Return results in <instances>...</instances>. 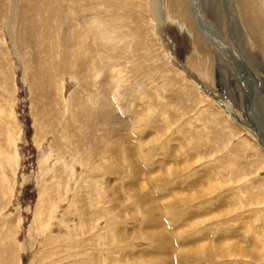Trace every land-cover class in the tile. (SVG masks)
Returning a JSON list of instances; mask_svg holds the SVG:
<instances>
[{"label":"rangeland","instance_id":"rangeland-1","mask_svg":"<svg viewBox=\"0 0 264 264\" xmlns=\"http://www.w3.org/2000/svg\"><path fill=\"white\" fill-rule=\"evenodd\" d=\"M150 1L0 0V134L6 145L0 149V264H55L59 255L62 264L84 260L86 264L262 263L241 256L239 250L264 245V120L259 123L255 117L257 112L264 115V99L260 109L250 106L261 95L262 51L244 30L235 0H229L230 6L228 0H220V21L214 25L215 40L228 44L229 52L216 50L199 32L205 49L195 42V46L189 44L173 23L166 22L168 42L179 63L209 72L206 76L190 68L211 97L196 86L190 72L183 73L166 57L158 28L152 23ZM157 1L164 4L161 12L168 13L166 0ZM203 11L211 23L217 20L212 11ZM93 18L100 26L91 24ZM259 18V24L264 25V14ZM103 25L107 32L100 34ZM129 26L136 27V33L121 39V33L129 34ZM110 31L114 35H109ZM126 42L134 44L136 51ZM232 53L243 55L247 62L243 65L254 80L248 88L257 91L256 98L252 93L247 100L243 82L247 85L248 81L242 82L246 75L240 65L228 63ZM250 54L260 61L258 71ZM62 58L88 61L84 80L63 74ZM149 78L153 84L140 92L131 87L134 81L142 80L144 85ZM117 81L131 89L116 96ZM84 82L94 93L90 112L101 110L106 122L79 119L83 122L79 123L74 119L79 101L66 99L79 95L83 104L88 103L79 91ZM98 93L108 100L104 106ZM218 99L229 105L232 115ZM69 125L75 128L74 136H83L74 147L63 137ZM7 130L11 141L5 140ZM35 131L40 140H54L39 143ZM53 141L59 142L58 148ZM50 149L63 156L64 162H56ZM66 156L75 162H67ZM127 161L130 164L126 165ZM43 167L50 170L48 174ZM70 170L77 174L69 176ZM86 170L90 172L86 174ZM237 176L239 181L233 179ZM57 181L64 184L57 188L65 192L59 193L60 204L48 186ZM70 186L72 190L66 191ZM54 205L59 206L53 213ZM139 210L148 215L142 216ZM93 218H98L99 230L94 227L85 237L101 234L103 253L88 245L87 254L81 257L74 256L81 252L74 249L68 254L67 245L74 244L69 242V230L81 231L84 221L89 230ZM159 221L161 228L156 227ZM148 234L162 235L163 242L145 241ZM54 235L64 238L63 246L68 247L64 253L49 247L48 239ZM82 237L75 241L80 244ZM94 238L93 244H97ZM113 239L119 243L109 245ZM209 246L215 247L214 252ZM8 248L14 250L9 260Z\"/></svg>","mask_w":264,"mask_h":264},{"label":"bare ground","instance_id":"bare-ground-1","mask_svg":"<svg viewBox=\"0 0 264 264\" xmlns=\"http://www.w3.org/2000/svg\"><path fill=\"white\" fill-rule=\"evenodd\" d=\"M160 1V0H159ZM162 1V0H161ZM207 1V0H206ZM235 1H237V3H238V5H240V7H239V10H240V16H241V24L243 25V28H244V30L245 31H247V33H248V35L250 36V40H254V42H256V44L258 45V47H259V49L262 51V56H263V59H264V25H260L259 24V16L261 15V14H264V0H235ZM257 1V3H255ZM202 2H203V4H202ZM209 3H208V5L206 4L205 5V3H204V1H202V0H166V9H167V12L168 13H164V12H161L162 11V9H163V6H164V4H161V3H159L157 0H151L150 1V15H151V17L153 18L152 20H153V22L152 23H154V26H156V28H158V30H157V33H158V35H159V40H162V42H163V44H164V46H165V53H166V57L167 58H169V59H171V60H173V62L175 63V65L183 72V73H188V72H190V68L192 67L193 68V70L196 72V71H200V72H203V73H205V75L206 76H208L209 74V72L208 71H205V70H203L202 69V67H197V66H195V65H191V67L190 68H188V67H184L183 65H181L180 63H179V58L176 56V54H175V52H174V50H173V48H172V43H169L168 42V35L166 34L167 33V31H166V29H165V27H164V25H166L167 23L166 22H171V24L173 23L177 28H178V32L179 33H181V35H183L184 36V38H186V40H187V42L189 43V44H193V42H195L196 43V46H198V48H200L201 47V49H205V45H204V47H203V44H202V42L200 41V40H202V38L200 37V35L202 34V36L204 37V39H206V40H208L215 48H216V50H217V48L218 49H222V53H225V51L226 52H229V50H227L228 48L226 47V46H224L222 43H220V41H217V40H215V37H218V36H216V29H215V27H214V25L215 24H217V22H219L220 20H219V18H220V13H221V11H219V2H220V0H209L208 1ZM232 2V1H231ZM227 3V2H226ZM228 4H229V6H230V1L228 0ZM163 5V6H162ZM234 5V4H233ZM241 5H243V6H241ZM235 7V6H234ZM203 9L205 10H209V11H212V13H214L215 14V16H216V21L215 22H213V23H211L207 18H206V15H205V11H203ZM148 11V10H147ZM237 11V10H236ZM233 14V13H232ZM231 14V15H232ZM165 15H166V17H165ZM227 15V14H226ZM226 17V16H225ZM237 17V16H236ZM235 18V17H234ZM238 18V17H237ZM258 18V19H257ZM232 20V19H231ZM224 21V20H223ZM166 23V24H165ZM91 24H96V25H99L100 26V22L96 19V18H93L92 20H91ZM172 24V25H173ZM232 24H233V21H232ZM99 26H98V29H99ZM168 28V27H167ZM246 28H247V30H246ZM97 29V30H98ZM127 29H129V34H127V33H121L122 34V38L121 39H123V38H126L127 39V37H129V36H133L131 33H136V30H137V28L135 27V28H131V26H129V27H127ZM98 32L100 33V34H104V33H106L107 32V29L104 27V25L102 26V28H100L99 30H98ZM169 32V31H168ZM197 32H199V33H201L200 35L197 33ZM234 32H235V34L237 35V34H239V36H240V38L241 39H239L238 41H242L243 39H242V37H241V34H240V32L238 31V29H235L234 30ZM109 35H114V32H112V31H110V33H109ZM109 37V36H108ZM114 37V36H113ZM121 37V36H120ZM112 38V37H111ZM140 38V37H139ZM222 39V38H221ZM104 40L105 41H107L108 40V38H104ZM244 41H242V43H243ZM224 43V44H225ZM126 44H127V47H130L131 46V48L133 49V51L135 50V48H134V44H132V45H130V44H128L127 42H126ZM194 45V44H193ZM195 46V45H194ZM66 47V45H64V48ZM69 47V46H68ZM227 48V49H226ZM69 49V48H68ZM67 49V50H68ZM137 49V48H136ZM188 49V48H187ZM189 49H190V47H189ZM193 49V48H192ZM198 50V49H197ZM200 50V49H199ZM88 51V50H87ZM136 51V50H135ZM194 51V50H193ZM203 51H205V50H203ZM200 52H201V50H200ZM218 52V51H217ZM233 52V51H232ZM235 52V51H234ZM230 54V53H229ZM220 55H222L221 53H220ZM223 55H225V54H223ZM187 56V55H186ZM230 56H232V60L230 61V60H228V63L229 62H233V63H231L232 65H235V66H238V65H240V67H239V70H241V72L243 73V74H245L246 76L245 77H243V79H242V82L243 81H248L247 82V85L243 82V92L246 94V98H247V100H248V95H250V96H252L251 94L253 93V97H255V94L256 95H258L257 94V91H255L253 88V91H251V89H249L248 88V86H250L248 83L250 82V84H251V80H253V77H252V74H251V72H250V70H248V68L247 67H245L243 64H244V62H243V55L242 56H240V55H238V56H236V54H234V53H232L231 55H229V58H230ZM250 56V60H251V62H253L254 63V65L256 66V68H255V71H258V69H261V64H260V61L259 60H256V59H253V57H251V54L249 55ZM248 56V57H249ZM205 57V56H204ZM223 57V56H222ZM228 57V56H227ZM206 58V57H205ZM204 58V59H205ZM208 58V57H207ZM224 58V57H223ZM202 59V58H201ZM227 59V58H226ZM61 60H63L64 61V64H65V70H64V73L63 74H72L73 76H75V78H76V80H78V79H80L78 76H81V79H83L84 80V77L82 76L83 75V73L85 72V67H86V64L88 63V61H82V62H80V61H78V59L77 58H74V59H72V61L71 60H65V59H61ZM198 60V59H197ZM92 61V60H91ZM196 61V60H195ZM205 61V60H204ZM203 61V62H204ZM201 62V61H200ZM199 62V63H200ZM205 62H207V61H205ZM209 62V61H208ZM226 62V61H225ZM263 62H264V60H263ZM151 63V62H150ZM171 63V62H170ZM245 63H247V62H245ZM220 64V63H219ZM219 64H217L216 66H218ZM45 65V64H44ZM151 65V64H150ZM200 65V64H199ZM202 65H205V64H202ZM208 64H206V66H207ZM210 65V64H209ZM229 65V64H228ZM246 65V64H245ZM64 66V65H63ZM186 66V65H185ZM201 66V65H200ZM62 67V66H61ZM68 67H70V68H72V71L70 70L69 71V69H68ZM148 67V66H147ZM209 67V66H208ZM208 67H206L207 68V70H209L208 69ZM191 68V69H192ZM203 68H205V67H203ZM205 68V69H206ZM219 68V67H218ZM221 68V67H220ZM231 68V67H230ZM263 68V67H262ZM143 69V68H142ZM62 70V69H61ZM115 70V69H114ZM135 70V69H134ZM203 70V71H202ZM87 71V70H86ZM131 71H133V70H131ZM192 71V70H191ZM219 71V70H218ZM121 72V71H120ZM110 73V72H109ZM113 73V72H112ZM115 73V72H114ZM192 75V78H193V80H194V83L196 84V86L198 87V88H200V89H203V90H205L206 92H207V94H209L211 97H213V94L211 93H209L207 90V88H205L204 86L205 85H203L201 82H199L198 81V78H196V76L192 73V72H190ZM221 73V72H220ZM120 74V73H119ZM203 75V74H202ZM204 75V76H205ZM211 75V74H210ZM223 75V74H222ZM264 75V74H263ZM123 77V76H122ZM150 77V76H149ZM213 77V76H212ZM222 77V76H221ZM112 78V77H111ZM124 78V77H123ZM143 78V77H142ZM211 78V77H210ZM245 78V79H244ZM212 79V78H211ZM249 79V80H248ZM258 79V78H257ZM126 80V79H125ZM127 80H129V79H127ZM209 80V79H208ZM122 81H123V79H122ZM142 81V80H141ZM141 81H140V83H135V81H134V83L132 84L131 83V87L133 86V87H135L134 89L136 90H132V92L133 91H135L136 93L137 92H140L141 91V89H143L144 87H146V86H151L153 83L151 82H149L150 81V78L149 79H147V80H145L144 82H145V84L144 85H142L143 84V82L141 83ZM254 81V80H253ZM124 83V82H123ZM122 83V84H123ZM125 83H126V81H125ZM128 83V82H127ZM258 83H259V91H258V93H260L261 92V95H259L258 97L259 98H257L258 99V101H254L253 100V102H251L250 101V99H249V102H251V107H253L254 108V110H255V108H257V109H260L261 108V103L263 102V99H264V95H263V86H264V78L263 77H261L260 79H259V81H258ZM116 89H115V95L116 96H120V94H123V91L125 92V89L126 88H130V87H128V86H121V82L120 81H117L116 82ZM136 84V85H135ZM135 85V86H134ZM255 85H257V84H255ZM92 87V86H91ZM95 87V86H94ZM242 87V86H241ZM257 88H258V86H256ZM64 88V87H63ZM93 88V87H92ZM91 88V89H92ZM256 88V89H257ZM261 88V89H260ZM113 89V88H112ZM131 89V88H130ZM210 89V88H209ZM245 89H247V90H245ZM258 90V89H257ZM79 91H82L83 92V95H85L84 96V100L86 99L87 100V102L88 103H86V102H84V104H83V102L82 101H80V98L78 97V96H73V97H71V99L69 98H65L66 100H67V102H74L76 99L79 101L78 102V105L79 106H76L77 108L75 109V111H76V113H75V116H74V119L75 120H77L78 122L80 121V120H82V121H92V120H94V119H96V120H99V121H102V122H106V120L104 119V114H103V112L101 111V110H99L98 112L97 111H91L90 112V109H91V107H89V105H93L92 103H93V94L94 93H92L91 91H89V85H87L85 82L84 83H82L81 84V86H80V90ZM89 91V92H88ZM210 91V90H209ZM247 91V92H246ZM81 92V93H82ZM114 92V91H113ZM213 92V91H212ZM251 92V93H250ZM135 93V94H136ZM50 94V93H49ZM74 94V93H73ZM71 95H72V93H71ZM82 95V94H81ZM98 95H101V97H102V103H103V106H104V104H106L107 103V101L108 100H106L105 99V95H104V93H98ZM124 95V94H123ZM41 96H43V95H41ZM129 96V95H128ZM133 96H135V95H133ZM78 97V98H77ZM82 98V97H81ZM129 98V97H128ZM256 98V97H255ZM107 99H108V97H107ZM119 99V98H118ZM82 100H83V98H82ZM217 100V99H216ZM219 100V102H220V104L222 103V108H225V109H227V111L229 112V114H231L232 115V113L230 112V110H229V105H226V103H224L223 101H221V99H218ZM261 101V102H260ZM218 102V103H219ZM248 102V103H249ZM253 103V104H252ZM264 103V102H263ZM250 104V103H249ZM249 104H248V106L247 107H250L249 106ZM88 106V109H87V111H88V113H87V115H85V111H84V109H86V107ZM55 107V106H54ZM53 108V107H52ZM252 108V109H253ZM250 109V108H249ZM248 109V110H249ZM92 110V109H91ZM262 111V110H261ZM256 112V111H255ZM218 113V112H217ZM258 113V115H255V117H257L258 118V120H259V123H261V118H262V120H264V115H262V114H260L261 112H257ZM52 114H53V112H52ZM51 114V115H52ZM236 114H237V112H235V114H233L234 115V117H236ZM252 114V113H251ZM52 116H55L54 114L52 115ZM260 116V117H259ZM71 117H73V115H71ZM49 118H53V117H49ZM80 119V120H79ZM44 120V119H43ZM251 120V119H250ZM255 120H256V123H257V119L255 118ZM53 119H48V123H53ZM82 121H80L81 123H83ZM79 122V123H80ZM38 123V122H37ZM54 124V123H53ZM85 125V124H84ZM94 124H92V126H93ZM98 126L100 125V127L102 126H104L105 124H103V123H99V124H97ZM258 125V124H257ZM262 126L264 125V124H261ZM47 127V126H46ZM49 127V126H48ZM72 127V125H69V126H66L65 128L66 129H64V130H66L65 131V133L63 134V137L64 138H66V141H68L69 142V146L71 147H74V145H76V144H78L79 143V141H81V139L79 138V137H81V138H83V136H82V134H79V136H77V135H73L72 133L74 132V129L75 128H71ZM38 128H39V126H38ZM68 128V129H67ZM37 129V127L35 128V130ZM40 129H42L41 127H40ZM39 129V130H40ZM63 130V131H64ZM58 131V130H57ZM38 131H35L34 132V136L36 137V140H38L39 141V143L40 142H42V141H46V139L48 140V138H44V139H42V140H40V135H39V138H37V133ZM246 133V132H245ZM6 134H7V136H6V138H5V140H7V141H11L10 140V138L12 137V135H11V133H10V131H6ZM78 134V133H77ZM247 134H248V132H247ZM61 135H62V133H61ZM60 135V136H61ZM246 136V135H245ZM72 137V138H71ZM15 138V137H14ZM51 137H49V139H50ZM73 138H76V139H73ZM260 138V137H259ZM53 139V138H52ZM52 139H50V140H48V141H51ZM56 139V138H55ZM248 139L250 140V138L248 137ZM54 140V139H53ZM76 140V141H75ZM247 140V139H246ZM37 141V142H38ZM47 141V142H48ZM253 141V140H252ZM262 141V140H261ZM2 142V139H1V134H0V149H4L5 147H6V145L3 143H1ZM58 142V141H57ZM56 141L54 142L53 141V143H55V145L54 146H56V148H58L59 147V145H58V143H57ZM62 142V141H61ZM78 142V143H77ZM254 142V141H253ZM264 142V141H263ZM9 143V142H8ZM49 143V142H48ZM50 144H52V142L50 143ZM251 144V143H250ZM40 145V144H39ZM53 145V144H52ZM52 145H50V146H52ZM65 145V144H64ZM63 145V146H64ZM53 146V147H54ZM65 146H67V145H65ZM113 146H114V144H113ZM43 147V146H42ZM44 148H45V146H44ZM52 148V147H51ZM48 149V148H47ZM60 149H62V147L60 146ZM65 149V148H64ZM84 150H87L88 148H87V146H85V148H83ZM72 150H74V148L72 149ZM72 150H69V151H72ZM52 154H55L56 155V157L58 158H56V162H60V161H62L63 160V162H64V158H63V156H60V155H58V154H56V153H53L54 151H52V149H50L49 150ZM89 151V150H88ZM76 152V151H75ZM89 152H91V151H89ZM48 153V152H47ZM170 154V153H169ZM263 154H264V152H263ZM0 155L1 156H3L1 153H0ZM264 159V158H263ZM0 160H1V157H0ZM66 160H67V162H70V161H74L75 162V160L74 159H70L69 157H67L66 156ZM62 162V163H63ZM263 163V162H262ZM125 164L126 165H128V164H130L128 161L127 162H125ZM51 165V164H50ZM82 166V165H81ZM114 166V165H113ZM116 167H118V165H115ZM48 167V166H47ZM45 168L44 169V167L42 168V171H45L47 174L49 173V171L50 170H48V168ZM87 167V166H86ZM85 167V168H86ZM1 169V168H0ZM87 170H88V168H87ZM86 170V174L88 173V172H90V171H87ZM92 171H94V169L92 168L91 169ZM126 171H128V167H127V170ZM81 173H83V172H80V176H81ZM66 174V173H65ZM77 173H76V171H74V170H70V173L68 174L69 176H74V175H76ZM232 174H233V171H232ZM235 174V173H234ZM138 175V174H137ZM237 175V174H236ZM132 176V175H131ZM130 176V177H131ZM130 177H127L128 179L130 178ZM133 177V176H132ZM233 177V176H232ZM82 178H84V177H82ZM87 178V177H86ZM140 178V177H139ZM138 178V179H139ZM240 178V176H237V178H233V179H235V180H240L239 179ZM133 179V178H132ZM141 179V178H140ZM164 179V178H163ZM64 180V179H63ZM62 180V181H63ZM134 180V179H133ZM138 181V180H137ZM58 182V181H57ZM57 182H52V184H50V185H48L49 187H52L53 188V191H54V193H53V196H54V199L56 200V202H57V204H60L63 200L62 199H60V197H59V195L61 194V193H64L65 194V192L63 191V192H61L60 193V191L59 190H61V188L60 189H57L58 187H60V185L59 184H61L60 183V181L58 182V184H57ZM85 182V181H84ZM140 182V181H139ZM63 184V183H62ZM141 184H143V183H141ZM262 184V183H261ZM64 185V184H63ZM69 185V184H68ZM139 185L140 184H138V187H139ZM77 187H78V185H76ZM144 187V186H143ZM205 187V186H204ZM62 188H64V186L62 187ZM76 189H78V188H76ZM75 189V190H76ZM72 190V187L70 186V187H68L67 188V190L66 191H71ZM237 191H238V189H236ZM240 190H242L243 191V189H240ZM240 190H239V192H240ZM245 190V189H244ZM206 191V190H205ZM215 191V190H214ZM60 193V194H59ZM87 193V192H86ZM85 193V194H86ZM241 193V192H240ZM243 193H244V191H243ZM67 194V193H66ZM130 194V193H129ZM209 194H211V193H209ZM62 195V194H61ZM87 196H88V194H86ZM85 195V196H86ZM135 196V195H134ZM136 197V196H135ZM83 198H84V196H83ZM82 198V199H83ZM60 199V200H59ZM137 199V198H136ZM62 200V201H61ZM85 200V199H84ZM138 200V199H137ZM90 201V200H89ZM88 201V202H89ZM86 202V201H85ZM97 202V201H96ZM150 202V201H149ZM84 203V202H83ZM89 203H91V202H89ZM82 204V203H81ZM87 205V204H86ZM85 205V206H86ZM142 205V204H141ZM59 205H54V207H52V212L54 213L55 212V209L58 207ZM84 206V207H85ZM88 207V206H87ZM86 207V208H87ZM95 208H97V207H95ZM94 208V209H95ZM84 209V208H83ZM93 209V210H94ZM138 209H139V207H138ZM84 211V210H83ZM140 211V213H141V215L143 216V215H145V217L148 215V213H146L147 211L146 210H139ZM93 212H95V213H97V210H95V211H93ZM85 213H86V211H85ZM89 213V212H88ZM88 213H86V216H87V214ZM91 214V213H90ZM100 214V213H99ZM89 215V214H88ZM85 216V215H84ZM109 216H110V214H109ZM50 217V219H51V215L49 216ZM98 217V216H97ZM86 218V217H85ZM84 218V219H85ZM91 218V217H90ZM79 219H80V217H79ZM89 219V218H88ZM87 221V220H86ZM92 220H90L89 221V224H90V222H91ZM82 222H83V220H82ZM82 222H81V224H82ZM85 222V221H84ZM83 222V224L82 225H80V230L81 231H79L78 230V228H72V229H70L69 231H70V233L72 234V235H69V232L67 231L66 232V236L67 235H69L70 236V239H72V240H69V242H74V244L72 245V246H70V245H67L68 247H69V252H67L68 254H70L71 253V251H73V249L74 250H78L79 252H80V254H75L74 256L75 257H81V256H83V255H85V254H87V247H88V245H91V247L93 246L94 247V250L96 251L97 250V252H101V253H103L102 252V250H101V248H100V242H99V240L101 239L100 237H101V234H98L95 238H94V236H91V238L90 239H87L86 237H85V235L87 236V234H88V231H90V229H94V227L97 229V230H99V222H98V218H97V220L96 219H94L93 218V222H92V224L94 223V222H96L94 225H93V227H91L92 226V224L89 226V230H87V228L88 227H86V225H84V224H86V223H84ZM88 224V225H89ZM193 224V223H192ZM195 224V223H194ZM49 226H50V224H48ZM87 225V226H88ZM49 226H47V228H49ZM161 226H162V224H161V222L159 221L158 223H156V227H158V228H161ZM68 236V237H69ZM83 236V237H82ZM88 236H89V234H88ZM161 237H162V235H160ZM160 236H157L156 234H148V235H146V240L145 241H150V240H153V241H155V244H157V245H159V242L160 241H162L163 242V239L160 237ZM81 238L82 237V239H81V243L80 244H78V241H75V239H77V238ZM93 238H94V240H95V242H97V244H93ZM204 238V237H203ZM257 238V237H256ZM64 238H62V236L61 237H59V236H57V235H54V236H51L49 239H48V245H49V247H57V248H59L60 249V252L58 253V254H61V253H64V250H65V248H68V247H64L63 245H64V240H63ZM255 239V238H254ZM259 239V238H258ZM199 241V240H198ZM257 241V240H256ZM14 242V241H13ZM68 242V243H69ZM202 242V241H201ZM258 242H260V241H258ZM62 243V244H61ZM92 243V244H91ZM112 243V244H111ZM116 243H119V241H118V239L116 240V239H113V241H111L110 243H109V245H114V244H116ZM256 243V242H255ZM16 245V244H15ZM202 245V244H201ZM236 245H238V244H236ZM17 247V246H16ZM73 247V248H72ZM84 247H86V248H84ZM210 247V246H209ZM208 247V248H209ZM211 248H212V250H211ZM215 248V247H214ZM214 248L213 247H210V252H214ZM93 249V248H92ZM106 249H108V248H106ZM238 249V248H237ZM259 249H261V251L259 250ZM240 253H242L241 254V256H248V257H251V258H254L255 260L254 261H258L259 263L261 262V260H262V263L261 264H264V245H261L259 248H252V249H248L247 250V248H245V247H243V249L240 247ZM259 250V251H258ZM208 251V252H209ZM94 252V251H93ZM254 252H255V254H256V256H255V254H254ZM89 253V252H88ZM14 254V250L13 249H10V248H8V253H6V257H7V260H9L10 259V257L12 256ZM94 254V253H93ZM195 255V254H194ZM94 256V255H93ZM96 256V255H95ZM94 256V257H95ZM261 257H263V258H261ZM91 259V258H90ZM62 260V257L59 255L57 258H55L54 259V261L53 262H55V264H62V262H60ZM160 261H161V259H160ZM167 262V261H166ZM160 264H161V262H159ZM158 263V264H159ZM8 264H10L9 262H8ZM77 264H86V261L84 260L83 262L82 261H80V262H78ZM89 264V263H88ZM145 264H153V263H149V261L147 262V263H145ZM163 264V263H162ZM166 264V263H165Z\"/></svg>","mask_w":264,"mask_h":264}]
</instances>
